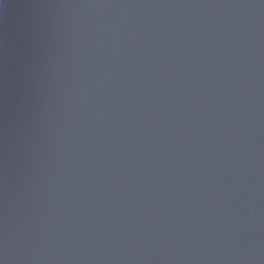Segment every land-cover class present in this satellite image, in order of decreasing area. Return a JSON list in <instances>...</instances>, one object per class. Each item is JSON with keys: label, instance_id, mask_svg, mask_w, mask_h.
Wrapping results in <instances>:
<instances>
[{"label": "water", "instance_id": "1", "mask_svg": "<svg viewBox=\"0 0 264 264\" xmlns=\"http://www.w3.org/2000/svg\"><path fill=\"white\" fill-rule=\"evenodd\" d=\"M0 264H264V0H0Z\"/></svg>", "mask_w": 264, "mask_h": 264}]
</instances>
